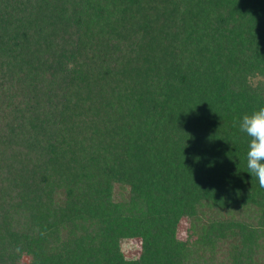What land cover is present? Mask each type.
<instances>
[{
	"label": "trees",
	"instance_id": "obj_1",
	"mask_svg": "<svg viewBox=\"0 0 264 264\" xmlns=\"http://www.w3.org/2000/svg\"><path fill=\"white\" fill-rule=\"evenodd\" d=\"M261 106L264 0H0V264H264Z\"/></svg>",
	"mask_w": 264,
	"mask_h": 264
},
{
	"label": "clouds",
	"instance_id": "obj_2",
	"mask_svg": "<svg viewBox=\"0 0 264 264\" xmlns=\"http://www.w3.org/2000/svg\"><path fill=\"white\" fill-rule=\"evenodd\" d=\"M235 124V122H234ZM239 131L248 137L245 155L247 172L264 189V106L244 114L238 121Z\"/></svg>",
	"mask_w": 264,
	"mask_h": 264
},
{
	"label": "rangeland",
	"instance_id": "obj_3",
	"mask_svg": "<svg viewBox=\"0 0 264 264\" xmlns=\"http://www.w3.org/2000/svg\"><path fill=\"white\" fill-rule=\"evenodd\" d=\"M179 236L181 237L183 234V227H179ZM123 249L124 251L128 254V255H132L136 252H138L139 250V245L138 243L134 244L133 242H130L129 240H125L123 241Z\"/></svg>",
	"mask_w": 264,
	"mask_h": 264
}]
</instances>
